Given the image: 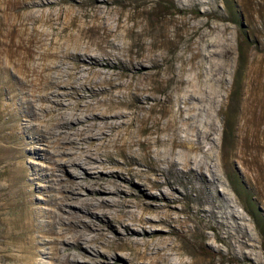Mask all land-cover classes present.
I'll return each mask as SVG.
<instances>
[{"label": "rangeland", "instance_id": "rangeland-1", "mask_svg": "<svg viewBox=\"0 0 264 264\" xmlns=\"http://www.w3.org/2000/svg\"><path fill=\"white\" fill-rule=\"evenodd\" d=\"M76 46L114 50L100 57L112 64L105 71L148 90L126 109L135 114L126 119L131 146L120 164L103 157L104 172L118 170L126 177L119 184L135 194L133 214L149 221L132 225L145 230L138 239L172 253L175 264H264V0H0V264H56L40 231L60 228L55 210L67 202L66 189L97 181L99 169L83 165L80 150L61 135L43 136L88 91L63 99L58 114L51 95L23 83L34 60L14 62L33 49L58 59ZM205 82L216 92L190 100L197 109L189 127L187 112L176 113L195 90L209 91ZM94 101L81 99L82 108ZM194 126L209 129L200 143L196 131L187 134ZM71 203L88 205L97 216L85 219L115 235L101 216L115 210L93 199ZM165 214L170 223L158 222Z\"/></svg>", "mask_w": 264, "mask_h": 264}, {"label": "bare ground", "instance_id": "bare-ground-1", "mask_svg": "<svg viewBox=\"0 0 264 264\" xmlns=\"http://www.w3.org/2000/svg\"><path fill=\"white\" fill-rule=\"evenodd\" d=\"M90 51L92 50L88 47L76 46L71 51L72 53L66 51L63 57L57 59L55 58L56 56L47 57L45 54L36 56V51L33 49L31 53L20 55L14 61L21 68L24 64V58L30 61L34 60L31 63H27L29 61L25 62L27 63L26 74L28 78L23 83L28 87L44 90L46 96L51 95L54 104L59 106V108L56 107L53 110L58 114H61V111L64 110L63 99L79 95L81 89L88 91V94H80L78 101L81 104L77 103L74 106L71 116L69 118L58 117L55 121L54 130H49L47 133L44 132L43 136L45 137L47 134L61 135L58 140L67 142L71 149L80 150V157H82L80 162L86 167L95 165L94 169H99V175L96 176L97 181L93 187L66 189V192H68L67 202L59 204L57 210H55V213L58 215V220L55 221V224L60 228L55 230V227L50 224L48 231H40L42 240L47 241V244L51 248V251L44 252V255L55 260L56 264H115L112 262L114 258L118 260L121 258L125 259L130 264H175L172 263V253L169 254L167 253L168 251L153 248L148 241L141 242L138 239L139 236L145 234V230L139 231V229L132 227V225L139 222L143 224L145 229V225L149 221L144 219V214L139 217L135 216L131 211L132 207H138V205L134 206L133 202L128 200L129 197H135V194L132 190L125 189L121 183L119 184V181H124L126 177L122 173H119L118 170V173L113 170L105 173L103 170L108 164L106 159L111 163L119 165L118 156L124 157L126 149L131 146L128 140L130 122H126V119L135 113L127 112L126 109L134 101L141 102L145 96L144 93H147L148 90L146 91V85L142 84L140 87L141 84L137 85L117 75L113 76V72L110 74V72L105 71L112 64L105 62L100 57L115 56L114 50L103 48L101 51H95L97 53H92L93 55L90 54ZM84 56L87 57L86 60H83ZM7 57L12 59V54L9 53ZM81 71H85L88 77L79 76L78 74ZM65 73L67 77L64 76ZM90 74H93V76L90 77ZM203 86L209 89V91L201 88L194 92L191 90L193 92H190L191 98H186L184 106L180 107V110L176 113L179 117H182L187 112L189 117L187 116L188 118L184 121L188 126H193L192 120L195 117L194 113L197 109V105L192 104L190 100L197 99L196 97H199L201 94L208 95L216 92V86L210 82H205ZM60 88H65L66 91L61 94ZM95 88H98V90ZM119 97H122V99L120 100ZM28 98L36 99L34 94L31 93L28 95ZM87 98H93L95 101L87 102L86 105L88 106L83 109L81 99ZM95 103L96 105H94ZM92 105L94 106L91 107ZM68 108H72V106L68 105ZM84 115L87 116L83 119ZM80 126L83 129L78 130ZM75 130H77V133H73ZM202 130L194 126L191 132L187 134L193 136L194 131H196V143H200L210 133L209 129ZM189 140L191 141L190 138ZM207 155L200 159V161L204 160V165ZM103 157H106V159H103ZM194 157L199 162L196 156ZM125 163L135 162L125 160ZM260 165L258 166L260 167ZM258 179L260 188L264 194V170H261V176ZM156 180L158 181V179ZM207 182L209 181L207 180ZM113 196L117 197V199H110ZM74 198L79 200L93 199L96 200L95 207H101L104 210H115L117 214L112 216L111 219L108 218V211L101 214L102 217L107 219L115 235L110 236L103 229H99L98 226L95 227V224L93 225L92 222L86 220L87 218L85 219V217H96V212L93 209H89L88 205L75 207L71 203ZM213 207V204L208 208L204 206L203 210L206 213H211ZM164 216L166 217L167 215H161L158 222L170 221V217L164 220ZM86 231L94 235L89 237ZM47 232H50L49 237L47 236ZM41 245H43V242ZM72 248L79 251L82 260L72 256Z\"/></svg>", "mask_w": 264, "mask_h": 264}]
</instances>
